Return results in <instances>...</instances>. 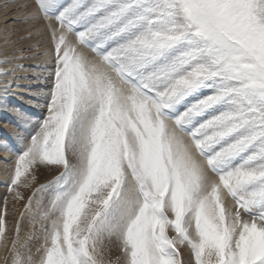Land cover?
<instances>
[{
	"label": "snow or ice",
	"instance_id": "obj_1",
	"mask_svg": "<svg viewBox=\"0 0 264 264\" xmlns=\"http://www.w3.org/2000/svg\"><path fill=\"white\" fill-rule=\"evenodd\" d=\"M34 3L18 22L43 20L50 47L0 52V107L15 87L44 110L14 109L32 132L6 180L25 202L9 247L3 199L4 264H106L113 243L123 264H185V247L193 264H264V0ZM40 168L59 174L33 188Z\"/></svg>",
	"mask_w": 264,
	"mask_h": 264
},
{
	"label": "rangeland",
	"instance_id": "obj_2",
	"mask_svg": "<svg viewBox=\"0 0 264 264\" xmlns=\"http://www.w3.org/2000/svg\"><path fill=\"white\" fill-rule=\"evenodd\" d=\"M67 2V0H65ZM8 7H5V5ZM27 5V7H23ZM36 11L34 0H0V52H6L9 57L18 56L23 54L25 57H32L33 51L28 49L31 45L40 42V52L50 47L48 42V36L45 28V22L43 20L36 22H18L21 17L34 13ZM37 30L42 31L44 34L38 36L34 39H23L28 35L29 32L35 33ZM8 39H7V38ZM5 40L9 41V44H5ZM14 42V46H13ZM45 57L37 53L35 58H28L19 63H23L28 67L27 72H18L17 75H27L29 77H34L40 70L36 69L34 66L45 61ZM11 67V66H9ZM22 85L27 84V81H21ZM42 81H36L33 84V90H36L42 85ZM20 89L15 87L12 88V94L9 95L6 107H0V157L6 159H0V209L3 208V199L8 197L9 199V215L7 216L8 227H9V243L11 247V238L14 236V226L16 221L19 219V212L23 211V203H19L12 200L11 194L7 192L6 180L10 175L9 168L14 163L16 154L23 148V143L20 142L19 137L22 136L25 139L29 137L32 129L27 125H24L23 119L18 117L14 109L19 108L23 112L36 116L42 117L44 115L43 109H38L27 103L31 96L28 93H24V99H20ZM41 103V101H37ZM59 174L58 169H45L40 168L37 172L38 180L33 188L37 187L39 184L47 183L55 175ZM31 189L25 192V196L31 194ZM15 205V207H13ZM39 232V224H36L35 229L33 228V222L29 218H25L21 221V241H26L31 250V255L34 259L38 257L36 249L40 246L41 241L38 239H29V236L33 232ZM21 251H25L21 249ZM181 253L185 260V264H193L191 259L190 250L181 248ZM1 256V253H0ZM121 257L119 248L113 243L107 246L105 252L106 264H123L122 259L117 260ZM3 259L0 258V264H4ZM11 262V257H9V263Z\"/></svg>",
	"mask_w": 264,
	"mask_h": 264
},
{
	"label": "bare ground",
	"instance_id": "obj_3",
	"mask_svg": "<svg viewBox=\"0 0 264 264\" xmlns=\"http://www.w3.org/2000/svg\"><path fill=\"white\" fill-rule=\"evenodd\" d=\"M7 38V37H6ZM73 39H74V37H72ZM8 39V38H7ZM84 51H86V52H89V50H87V49H84ZM89 54H90V52H89ZM247 218V217H246ZM9 247H10V243H9ZM1 256H2V253H1ZM3 263H4V261H2ZM10 264V263H9Z\"/></svg>",
	"mask_w": 264,
	"mask_h": 264
}]
</instances>
